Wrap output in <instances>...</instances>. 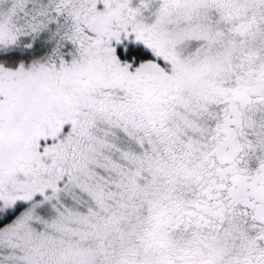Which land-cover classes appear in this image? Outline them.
Wrapping results in <instances>:
<instances>
[{
	"label": "snow or ice",
	"instance_id": "snow-or-ice-1",
	"mask_svg": "<svg viewBox=\"0 0 264 264\" xmlns=\"http://www.w3.org/2000/svg\"><path fill=\"white\" fill-rule=\"evenodd\" d=\"M0 264H264V0H0Z\"/></svg>",
	"mask_w": 264,
	"mask_h": 264
}]
</instances>
